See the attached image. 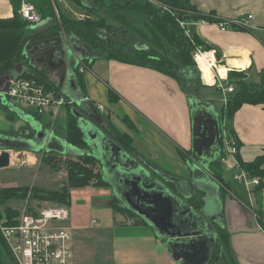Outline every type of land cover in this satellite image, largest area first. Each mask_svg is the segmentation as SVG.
I'll return each mask as SVG.
<instances>
[{"label": "crops", "instance_id": "crops-1", "mask_svg": "<svg viewBox=\"0 0 264 264\" xmlns=\"http://www.w3.org/2000/svg\"><path fill=\"white\" fill-rule=\"evenodd\" d=\"M5 1L0 0V3L6 4L2 6L0 18L13 17L14 2ZM116 1L114 0L106 6L103 0L96 2L95 0H72L69 8L60 6V10L72 19H82L84 11H86L89 13L87 17L91 18L92 14H98L108 21L105 12L98 9L99 5L108 7L110 10L132 9L114 8L113 5L116 4ZM192 3L197 10L204 14L213 13V18L216 19L213 22L193 26V32L211 46V50L208 52H214L216 60L221 62V65L239 70L247 69L249 78L260 80L261 72L264 70V0H192ZM249 15H252L251 19H247ZM118 16L130 24L124 14H116L115 17ZM240 20H246L249 26H245V28L239 26L236 21ZM45 21H52L51 25L54 24L51 18H47ZM218 21L234 22V25L223 31L217 23ZM112 22L107 23L113 26ZM67 39L70 43L77 44L78 49L74 52H81L83 56L75 53L80 64L74 72L77 74L78 84L85 93V99H89L97 112L110 121L109 123L104 122L101 117L102 123H97L98 127L103 129L101 125H104L112 131V134L117 135L112 136L117 142L125 139L131 148L136 149L145 159L150 160L165 173L190 180L192 172L187 167V162L191 159L193 145L190 101L198 99L204 103H211L207 96L198 94L197 91L203 86L197 84L200 81L195 80L196 77L192 75L191 69L183 71L186 74L185 77L190 81V84L186 86L182 78L171 76L149 65L123 62L107 56V53L98 57L93 56L92 49L86 43L78 42L75 40V36L67 35L65 41ZM148 44L149 41H145L135 47L143 48ZM59 46L50 45L38 50L31 60L33 62V59L38 58L36 65L41 69L48 70L51 84L59 90H63L65 94V86L60 84L61 69L45 56L47 49ZM234 60L243 61L246 66L234 65L232 64ZM85 62L88 63V66ZM18 65H20L19 68H17ZM83 66L87 70L81 71L80 67ZM24 70H29V66L18 62L7 73L18 75ZM66 71V74H69L67 68ZM8 74L0 77V122L4 123L2 112L8 110V114L16 120L14 125L17 134L14 133L15 136H12L8 132L0 130V137L21 140L23 144L27 145H21L20 148L15 149H24L25 152L43 150L44 152L52 151L60 156L74 157L65 151H60V149L66 150L67 147H71L79 153V149L77 150L66 139L67 113L70 106H63L56 122L53 123L54 127H48L49 115L42 116L31 109L15 106L2 97L1 92L8 82ZM24 74L26 73L24 72ZM65 80H67V76ZM208 84L213 85L214 83ZM205 86L211 87L207 84ZM110 90L114 91L115 97L118 98V102H111V105L106 101L109 99L108 91ZM65 96L69 98L66 94ZM226 98L228 99V97ZM106 105L109 109L114 108V114L111 109L107 110ZM99 106L104 107L103 112L100 111ZM127 117L132 120L133 126L125 122ZM220 121L226 123L227 119L222 116ZM56 123H58L57 126ZM230 123L233 128L232 137L237 140L239 155L237 154L236 158L239 162L240 160L249 162L263 155V104L247 103L243 105L235 112ZM2 128L4 129V127ZM38 129L48 132V139L45 140V143L48 144L49 139H52L51 143L54 148L48 149L46 145L35 147ZM0 150L2 151L1 148ZM88 152L96 156L95 150L90 144ZM218 160L220 159L218 158ZM215 162L211 165L208 173L219 186L217 194L222 203V223L224 224L210 222L200 210H197L196 216L199 217L200 222H203L201 223L204 226L202 228H206L208 237L212 235L211 238L215 237L216 241L209 245L213 246L212 252H202L200 255L196 253L195 261L198 264H264V229L257 214L258 209L264 213V175L261 178L263 180L262 187L251 185L248 188L244 183L235 180L236 185L231 186L230 182L224 178L223 173L227 171L235 174L237 170L234 165L235 159L231 158L227 162L221 161L220 168ZM99 170L103 176L100 162ZM217 173L219 179L215 178ZM191 195H195L198 199L203 196L199 195L196 190H193ZM70 199L71 204L77 208V212L74 213L67 205L70 214L67 224L73 228V242L81 230L97 227L110 235L112 264H180V260H177L165 246L154 225H150L138 212L130 210L124 202L119 201L109 184L73 188ZM117 200L120 207L131 212L134 217L116 212L115 203L118 202ZM188 200L190 201V199ZM85 215L89 217L90 222L85 221ZM94 217L98 222L95 227L91 225V220ZM220 229H224L226 237H228L226 248L221 247L218 235ZM76 256V264H82L83 253L77 250Z\"/></svg>", "mask_w": 264, "mask_h": 264}, {"label": "trees", "instance_id": "trees-1", "mask_svg": "<svg viewBox=\"0 0 264 264\" xmlns=\"http://www.w3.org/2000/svg\"><path fill=\"white\" fill-rule=\"evenodd\" d=\"M35 3L38 13L45 20L51 18L54 24L45 27L43 30L36 31L35 35L28 34L27 28L30 24L20 14V0H13L14 14L13 17L0 18V77L12 70L18 62H23L29 66L30 70L23 71L28 77H37L41 83L46 86H53L49 81L48 70L41 69L38 65L31 62V58L35 56V52L46 48V41L59 38L61 34L74 36L75 33L84 37L94 46H102L108 50L107 56L116 58L123 62L139 63L149 65L153 68L163 71L171 76L181 78L180 73L184 70L191 69L195 74L200 70L197 67L193 56L194 50L201 46L204 51H210L211 46L199 38L196 33H192L191 38L185 35L184 28L180 25V21H191L206 19L208 22L216 21L212 14H204L196 9L192 0H124L116 1L114 8L136 9L145 12L148 15L147 25L150 26L152 36L147 37L149 44L146 47L138 48L131 47L129 49L122 42L112 43L102 41L98 29L102 26H107L106 19L98 17L97 19H76L69 18L59 9L60 17L55 13L52 0H31ZM107 23V24H106ZM110 26V25H109ZM143 34L144 32L141 31ZM44 45V47H41ZM35 46V47H34ZM28 53V57L26 55ZM86 63V62H85ZM88 66V63H86ZM200 74V73H199ZM198 75V74H197ZM247 69L239 70L232 69L228 72L227 84L234 85V91L228 96V100L223 104V116L227 119V127L231 135L233 128L231 120L236 111L245 104L264 105V70L261 72L260 81L249 80ZM114 91H108V98H116ZM68 123H67V142L79 149L78 155L73 158L67 157L62 161L58 157L52 155L53 152H46V163L57 166H65L68 173L67 180L59 189H46L42 187H34L33 190L25 188L8 187L0 189V206L5 207V216H7V224L15 223L19 212L8 206L10 200H20L22 198L40 199L46 201H58L59 203H70L71 190L73 188L85 186H106L102 178L101 170H98V156L88 152L89 143L83 129L81 128L76 111L71 106L68 108ZM104 122L108 119L101 115ZM107 119V120H106ZM108 129V128H106ZM112 134L110 131H108ZM35 152V151H33ZM239 155V153H237ZM215 164L220 168V161ZM240 165L251 176H257L260 179L264 175V153L249 162L240 160ZM216 179H219L217 173ZM263 186V180L258 187ZM196 198V197H193ZM193 198L191 203L193 204ZM200 205V202L195 201ZM194 203V205L196 204ZM118 212L125 213L129 217H134L131 212L125 211L123 208H118ZM258 219L264 229V213L258 209ZM1 216V213H0ZM220 237L221 247L227 244L225 230L218 232ZM0 245H2L6 257L10 264H17L15 258L11 255L7 244L0 232ZM227 247V246H226ZM225 247V248H226ZM0 264H8L2 259L0 253Z\"/></svg>", "mask_w": 264, "mask_h": 264}, {"label": "water", "instance_id": "water-1", "mask_svg": "<svg viewBox=\"0 0 264 264\" xmlns=\"http://www.w3.org/2000/svg\"><path fill=\"white\" fill-rule=\"evenodd\" d=\"M35 34L36 32L32 35ZM66 36L61 34L59 38L46 41L45 45L60 46L47 49L45 56L62 71L60 84L65 86V94L75 102L74 110L79 124L101 163L103 181L113 188L119 201L124 202L130 210L138 212L150 225H154L157 234L173 256L180 260V264H198L195 261L196 253L200 255L202 252H212L213 246L209 245H212L216 238H211L212 235L208 237L207 229L202 228L203 222L196 216L197 207L190 204L195 196L191 195L193 190L203 195L199 198L202 215L212 223L224 224L222 203L217 194L219 186L208 173L221 153L219 114L210 103L191 99L193 145L191 159L187 162V167L192 172L191 179L184 180L165 173L136 149L131 148L125 140L115 141L104 125H101L103 129L98 127L97 123H102L101 115L91 101L85 99V93L74 72L80 64L75 53L80 56L82 54L74 52L78 46L70 43L68 39L65 41ZM26 55L28 57L27 52ZM66 68L69 74H66ZM232 69L233 67H230V71ZM12 75L14 74L9 72L8 79ZM8 85L9 82L3 91L8 90ZM46 139L48 132L38 129L35 147L46 145L48 149L54 148L52 139H49L48 144L45 143ZM21 145L27 144H23L21 140L0 137V169L12 164L9 149L20 148ZM60 151L78 155L71 147Z\"/></svg>", "mask_w": 264, "mask_h": 264}, {"label": "built area", "instance_id": "built-area-1", "mask_svg": "<svg viewBox=\"0 0 264 264\" xmlns=\"http://www.w3.org/2000/svg\"><path fill=\"white\" fill-rule=\"evenodd\" d=\"M13 3V0H6ZM72 0H52L55 13L60 17V6L66 8L70 7ZM155 2V0H151ZM20 14L23 18L32 25H37L45 22L42 16L38 13L36 5L31 0H20ZM14 11V10H13ZM249 15L247 19H251ZM180 25L184 28L186 36L191 38L193 33V26L208 23L204 18L200 20L180 21ZM221 30L226 31L234 25V22L218 21ZM236 23L244 27L249 26L246 20L236 21ZM204 51L201 46L197 47L193 56L197 67L200 70V78L205 84H208L203 79V71L199 67L197 56ZM216 64H221L216 60ZM81 71L87 70L85 66L80 67ZM214 80L215 83L211 86L216 87L217 90L222 91L228 96L234 91V85L227 84V77H222L218 71V67L214 66ZM230 71V68H229ZM228 71V72H229ZM8 90L2 91V97L15 106L31 109L39 115H49V121L54 123L58 113L63 106L75 107V102L67 98L63 90H59L55 86H46L41 83L37 77H28L24 72L18 75H12L8 79ZM227 98L225 103L227 102ZM101 112L104 111L103 106H99ZM222 122V123H221ZM221 123V153L219 161L227 162V160L235 159L236 172L233 180L244 183L248 188L251 185H259L261 179L257 176H251L240 165L236 158L238 153V145L235 137H232L228 130L227 122ZM0 150V154H1ZM11 153V152H10ZM12 154V153H11ZM16 218L15 223L7 224L6 216L0 217V232L5 244L15 258L17 264H76L77 256L75 251V242H73V228H71L67 221L69 219V209L67 205L56 206H37V208L25 206ZM97 218L91 220V225H97Z\"/></svg>", "mask_w": 264, "mask_h": 264}, {"label": "rangeland", "instance_id": "rangeland-1", "mask_svg": "<svg viewBox=\"0 0 264 264\" xmlns=\"http://www.w3.org/2000/svg\"><path fill=\"white\" fill-rule=\"evenodd\" d=\"M5 1V0H4ZM97 0H95L96 2ZM114 0H103L105 2L106 6L110 5ZM124 1V0H121ZM6 2V1H5ZM9 3V2H8ZM7 3V4H8ZM6 5L4 2L0 3V11H2V6ZM98 9L101 12H105L108 23L112 22L113 26H102V28L98 29L99 36L102 41H108L112 43L122 42V44L126 45L129 49L131 47H135V45L139 43H145V41H149L147 37L152 36V31L150 26L147 25V19L148 15L145 12H141L136 9H130V10H110L108 7L105 6H98ZM89 13L84 11V16L82 19H88L90 17H87ZM116 14H124L126 16V19L129 20L130 24L126 23L125 21L121 20L122 18L120 16L115 17ZM82 16L81 14H79ZM79 16V17H80ZM98 14H92L91 20L97 19ZM100 17V16H99ZM115 17V18H114ZM52 21H45L41 24L37 25H31L27 28V33L31 34L33 32L43 30L45 27L51 25ZM107 24V23H106ZM143 31L144 34L141 32ZM75 40L78 42L86 43L88 47H90L93 51V56L98 57L99 55L108 53V50L105 49L102 46H94L91 42L87 41L84 37L81 35L75 33ZM73 36V37H74ZM148 43V42H147ZM37 59H33V62H37ZM222 64V63H221ZM20 65L17 66L19 68ZM227 66V65H226ZM202 69V68H201ZM236 69V68H234ZM30 70V68H29ZM203 70V69H202ZM191 73L194 77H196L195 80L200 81L197 83L200 84L201 88L197 91L199 95H205L208 97V99L211 101V105L216 109L217 113L222 117L223 115V109L222 106L225 102V98L228 97L227 94L223 93L220 90H217L216 87L205 86V82H203L200 79V72L195 74L194 72ZM204 74V73H203ZM183 83L188 86L190 84V81L185 77V73H180ZM249 80H252L251 78H247ZM205 81V80H204ZM256 81V80H253ZM258 80L257 82H259ZM233 85V84H232ZM231 85V86H232ZM229 86V85H228ZM107 104L111 105V102L117 103L118 100L114 97L108 100L106 99ZM107 110L113 112L114 114V108H108V105H106ZM4 116V123L0 122V130H4L5 133L8 132L10 135L15 136V123L16 120L12 118L8 113V110L3 111ZM108 113V112H107ZM59 116V113L57 117ZM69 116V115H68ZM67 116V118H68ZM56 117V119H57ZM56 119L54 122H56ZM110 122V121H109ZM128 122V125L133 126L132 120L127 117L126 121ZM68 123V120H67ZM48 127H54L52 122H48ZM58 123H56V126ZM4 127V129L2 128ZM67 128V127H66ZM3 131V133H4ZM68 131V128H67ZM107 131H110L107 129ZM115 131V130H114ZM112 133V131H110ZM12 153V164L8 166L7 168L0 169V189L8 188V187H14V188H25L29 190H33L34 187H42L46 189H59L61 188L68 177V173L65 169V166H57V165H49L46 163L45 157L47 156L46 152L43 150H36L34 152H28L24 149H13L10 150ZM58 159H61L64 161L65 158L70 156H60L58 154H52ZM73 158V157H70ZM98 170H99V164H98ZM224 178L230 182L231 186H235L233 180V173L225 171L223 173ZM234 183V184H233ZM22 198L20 200H10L8 202V206H11L13 209L18 210L19 214L23 210L25 206L27 207H33L37 208V206H56V205H69L70 210L74 211V213L77 212V208L74 204H64L59 203L58 201H46V200H40V199H33L29 197ZM196 197V196H194ZM199 201L198 197L193 198V202L196 203ZM118 201V200H117ZM190 202L191 205H194ZM115 211L118 212V208H120L119 201L115 203ZM197 207L196 209L200 210V205L198 203L195 204ZM195 208V207H194ZM5 207L0 206V213L1 218L5 216ZM85 212V210H84ZM119 213V212H118ZM121 213V212H120ZM20 216V215H19ZM7 217V216H6ZM18 218V217H17ZM85 221L90 222L89 217L85 215ZM75 242V249L78 252L83 253V260L82 264H112L111 262V255H110V235L108 232H103L101 229L95 227L90 229L81 230L79 232V235L75 236L74 239ZM0 253L2 254V259L8 264H10L8 257H6L2 245H0ZM12 255V254H11Z\"/></svg>", "mask_w": 264, "mask_h": 264}, {"label": "bare ground", "instance_id": "bare-ground-1", "mask_svg": "<svg viewBox=\"0 0 264 264\" xmlns=\"http://www.w3.org/2000/svg\"><path fill=\"white\" fill-rule=\"evenodd\" d=\"M197 61L199 64V67L202 68L203 70V78L206 82L208 83H215L214 81V70L213 67L217 66L219 74L222 77H226L229 71V68L225 65L221 64H216V57L214 52H203L202 54H199L197 56ZM234 65L237 66H246L245 62L240 61V60H234L233 63ZM12 159V156H11Z\"/></svg>", "mask_w": 264, "mask_h": 264}, {"label": "flooded vegetation", "instance_id": "flooded-vegetation-1", "mask_svg": "<svg viewBox=\"0 0 264 264\" xmlns=\"http://www.w3.org/2000/svg\"><path fill=\"white\" fill-rule=\"evenodd\" d=\"M110 134V133H109ZM111 136H113V137H115V136H117V135H115V134H110ZM124 139V138H123ZM125 140V139H124ZM125 142H127L126 140H125ZM128 144H129V142H127ZM130 145V144H129Z\"/></svg>", "mask_w": 264, "mask_h": 264}]
</instances>
